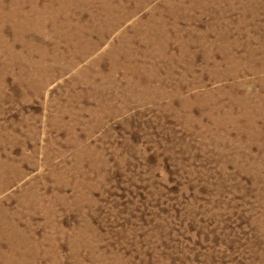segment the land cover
<instances>
[{"label": "rangeland", "instance_id": "rangeland-1", "mask_svg": "<svg viewBox=\"0 0 264 264\" xmlns=\"http://www.w3.org/2000/svg\"><path fill=\"white\" fill-rule=\"evenodd\" d=\"M0 264H264V0H0Z\"/></svg>", "mask_w": 264, "mask_h": 264}, {"label": "bare ground", "instance_id": "bare-ground-1", "mask_svg": "<svg viewBox=\"0 0 264 264\" xmlns=\"http://www.w3.org/2000/svg\"><path fill=\"white\" fill-rule=\"evenodd\" d=\"M16 2V1H15ZM132 2V1H131ZM150 5V4H149ZM165 6V5H164ZM11 8V7H10ZM134 8V7H133ZM140 8V7H139ZM153 8V7H152ZM161 8V7H160ZM175 8V7H174ZM247 8V7H246ZM149 9V8H148ZM201 9V8H200ZM57 10V9H56ZM224 12V11H223ZM147 15V14H146ZM174 17V19H177L176 15L172 14ZM119 17V16H118ZM147 17V16H146ZM116 18V17H115ZM130 19V17L128 16L127 18H123L121 19L123 22H128V20ZM137 20V19H136ZM262 20V19H261ZM192 21V19H191ZM223 24V23H222ZM148 25V29H150V26H149V21H146L144 19H141V20H138L135 24H132V29H133V33L136 32V29L138 26H143V27H146ZM128 28V27H127ZM166 28V27H165ZM180 27H178L176 25V23L174 24V30H178ZM117 29V28H116ZM161 29V28H160ZM210 29V28H209ZM113 30V29H112ZM138 30V29H137ZM152 30V29H151ZM129 32V31H128ZM178 31H176L177 33ZM249 32V31H247ZM116 35V34H115ZM117 45L114 44V42L112 41L111 42V46L108 47V50L110 52H108L107 54L104 53V54H101V56L99 57V60H102L103 58H105V56L109 55L110 57H107L106 56V59H108V63H109V70L110 71H113V69H118L120 68V66H125V67H136V66H139V64H136V63H133L134 61H130L131 58L133 60V57H129L127 54L130 53V50L132 49V47H134V35L132 37H129L127 33H120L119 35H117ZM145 36V35H144ZM165 37V36H164ZM208 37V36H207ZM136 38H139L140 39V42H146L145 41V38H143V36H140V34H136ZM185 38V37H184ZM262 38V37H261ZM124 39H128L127 40V47L128 49H125L123 50L122 48V43L124 41ZM112 40V39H111ZM116 41V42H117ZM253 42V41H252ZM262 42V41H261ZM248 44V43H247ZM254 44V43H253ZM246 45V44H245ZM244 45V46H245ZM154 47V46H153ZM239 47V45H238ZM141 48V47H140ZM203 48V47H202ZM101 49V48H100ZM134 49H138V47L135 45ZM99 50V48H98ZM140 51V50H139ZM100 53V52H99ZM92 55V54H91ZM98 55V54H97ZM152 56V55H151ZM123 58V59H122ZM150 58V57H149ZM122 59V63L120 62V60ZM155 59V58H154ZM105 60V59H104ZM198 60V59H197ZM200 61V60H199ZM132 62V63H131ZM139 62V61H138ZM96 64V63H95ZM152 64V63H151ZM90 66V65H89ZM105 67V66H104ZM141 67V66H140ZM151 67V66H150ZM12 68V67H11ZM78 70V69H77ZM72 71V70H71ZM109 71V72H110ZM164 72V71H163ZM86 73V72H85ZM100 73V76H106L105 74H103L102 72H99ZM98 73V74H99ZM128 74V73H127ZM142 74V73H141ZM129 75V74H128ZM128 75L124 76L125 78H129ZM176 75V74H175ZM95 78V77H94ZM130 79H132V76H130ZM95 81V79H94ZM114 82V81H113ZM161 83V82H160ZM177 86V85H176ZM49 87V86H48ZM96 90V89H95ZM114 93V92H113ZM174 96V95H173ZM177 96V95H176ZM91 97V96H90ZM169 99V97H168ZM102 104V103H101ZM89 109V108H88ZM85 110V109H84ZM75 116V115H74ZM92 117V116H91ZM82 121V120H81ZM68 123V122H67ZM20 162V161H19ZM42 180V179H41ZM13 203V202H12ZM56 229V228H55ZM39 256V255H38Z\"/></svg>", "mask_w": 264, "mask_h": 264}]
</instances>
